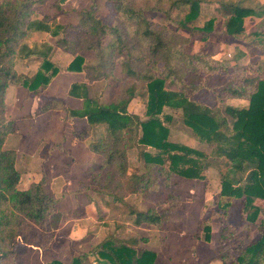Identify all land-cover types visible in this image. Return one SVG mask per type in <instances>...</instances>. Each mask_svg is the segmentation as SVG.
Wrapping results in <instances>:
<instances>
[{
	"label": "trees",
	"instance_id": "obj_1",
	"mask_svg": "<svg viewBox=\"0 0 264 264\" xmlns=\"http://www.w3.org/2000/svg\"><path fill=\"white\" fill-rule=\"evenodd\" d=\"M45 0H0V264H12L19 243L26 247H48L54 239V230L47 225L57 208V198L44 189V180L33 182L28 188L18 187L21 172L16 166L17 153L14 149L5 148V141L12 131L11 122L7 119V103L5 94L9 84L22 83L30 92L39 93L51 78L57 68L43 54L42 69L33 76L20 75L14 68V57L20 42L31 31H45L57 38V44L74 52V41L67 34L71 25L53 24L49 16L33 18L37 6ZM61 2L65 0H59ZM119 4V13L130 21L135 33L140 39L149 42L153 56L150 70L138 72L140 79L146 81L147 101L145 118L129 111L128 105L135 96L134 87L127 89V95L109 103H100L91 97L86 83L73 82L69 94L81 98L83 106L80 109H69L72 116L84 117L91 125L103 124L105 135L98 139L93 149L104 156L103 164L113 167L121 176L128 174V158L125 140L130 134L137 133L138 144L145 150L143 156L147 171L152 167L156 170L168 163L169 171L187 178H203L202 170L206 154L186 144L170 140V128L162 118L166 107L180 109L184 122L191 127L202 141L217 145V153L230 162L229 170L221 177V197L244 198V207L249 221H256L260 215V207L255 204L256 198L264 199V76L248 75L246 66L235 64L225 67L206 52H188L182 44L174 45L167 40L163 30L147 17L144 6L134 7L129 0H110ZM203 0H173L172 8L187 6L188 10L182 16L173 18L171 10H164L170 20L179 27L189 28V24L200 16ZM227 16L222 30L215 24L216 18H211L201 27L202 39H208L211 33H226L233 38L245 42L248 49L264 51V22L256 29L248 31L245 19L258 14L252 7L241 5L238 1L221 2ZM80 19L74 27L86 31L92 38L86 45L97 57L95 64L85 63L81 54H76L69 63L68 69L86 71L89 79L102 76L103 69L113 61L112 55L124 56L123 67L130 70L135 59L133 49L129 48L126 34L118 25L107 24L92 8L82 9ZM63 33L62 36L60 34ZM110 40L105 43V38ZM21 44V50L25 49ZM29 48L28 55L38 53ZM183 62L185 67L194 72L222 71L229 79L226 84L215 88L214 94L218 101L225 102L228 98L247 99V106L227 104L224 111L217 105L209 106L197 101L193 95L200 88L179 78L177 62ZM264 68V67H263ZM52 69L51 74L46 71ZM159 69V70H158ZM170 83L177 88L169 87ZM170 120V115L165 114ZM155 165V166H153ZM247 172L246 176H238ZM151 172L143 174L139 180L147 184L152 181ZM146 176V177H145ZM113 177L110 180L113 182ZM116 184L112 192L114 200L122 201ZM229 202L219 203L221 205ZM135 215L134 224L143 222L161 224L168 216L167 210L148 208L147 210L131 209ZM50 225V224H49ZM259 235L241 248L236 257L229 250L222 252L225 264H264V215L258 222ZM206 237L210 238L211 228L205 226ZM224 228L223 231H225ZM233 236V230L227 229ZM226 236L223 234V239ZM139 239L131 237L124 241H116L113 237L102 240L94 249L99 260L106 264H155L158 253L156 250L143 248L139 251ZM87 254L73 256L70 263L55 259L48 264H86ZM230 259V261L228 260Z\"/></svg>",
	"mask_w": 264,
	"mask_h": 264
},
{
	"label": "rangeland",
	"instance_id": "obj_2",
	"mask_svg": "<svg viewBox=\"0 0 264 264\" xmlns=\"http://www.w3.org/2000/svg\"><path fill=\"white\" fill-rule=\"evenodd\" d=\"M172 1L129 0L134 7L144 6L146 8L147 17L156 24L157 29L163 30L166 39L172 44H182L188 52L200 51L213 55L225 67H232L237 63L242 64L246 66L250 76L263 74L264 69L261 61L253 62V51L247 48L244 41L233 38L224 32H214L208 39H202L201 32L196 29L203 26L209 19L216 18L215 24L219 30H222L227 14L221 2L229 0H203L200 16L189 24V28L179 27L173 19L170 20L167 17L164 10L172 9L170 15L173 18L182 16L188 10L187 6L172 8ZM231 1H238L242 5L253 8V0ZM90 8L100 15L107 24L115 23L124 30L128 46L133 49L135 54L129 71L123 67L124 56L119 54L112 55L113 62L104 68L102 76L96 79H89L86 71H73L67 68L76 54L83 55L87 64L97 62L95 52L86 47L92 36L82 28L74 27L80 19V11ZM118 9L119 4L110 0H65L63 2L45 0L37 6L33 18H42L44 15H48L49 21L53 24L71 25L67 34L73 38L75 48L74 52L62 48L57 44L58 37L45 31H31L23 38L14 57V68L18 74L33 76L42 69L44 56L41 53L44 52L47 53L53 66L57 68V72L39 93L30 92L22 83L16 82L8 85L5 94L6 116L11 122L12 131L7 138H18L30 131L31 117L39 114L40 111L52 108L56 115H64V112L67 115L70 114L69 104L63 96L66 95L68 85L83 74L72 76L69 73H84L91 84L92 95L103 104L125 97L127 89L134 87L135 96L128 105L129 111L145 118L147 86L146 81L139 78L138 72L150 70L153 56L149 49V42L140 39V36L135 33L132 23L123 18ZM245 23L249 30H253V17L246 18ZM62 35L63 33L60 34V36ZM110 38V35H107L105 43ZM21 44H25L24 50H21ZM29 48H34L39 52L28 55ZM177 63H179V78L188 84L192 82L200 88L193 95L197 101L209 106L217 105L223 111L227 104L248 105L247 99L240 98H228L225 102L218 101L213 89L226 84L229 76L225 72L196 73L190 69L191 67H185L183 62ZM257 63L258 65H256ZM51 71L52 69L47 70L46 74L50 75ZM10 85H12L11 88H9ZM168 86L177 88L178 85L168 81ZM47 88H50L52 93L46 91L44 93ZM20 104L24 107L29 105L20 112L18 107ZM165 114L170 115V120L165 119ZM162 118L170 128L171 141L189 145L206 154V158L203 159V178L180 176L169 171L168 163L163 167L157 166L156 170H152V167L147 171V164L143 156L145 149L138 144L139 135L137 133L130 134V139L123 143L126 146L128 158V174L126 176H121L111 166H104V156L98 153L97 164L95 163V167L90 172L82 174L79 170L68 172L65 180L74 184L71 188L76 190L72 191H68L66 188L63 190L59 185L58 191H54L56 182L61 177L56 174V171H47L40 164L32 165L24 153L17 156L16 166L21 172L18 187L25 189L33 182L43 179L44 189L48 194L57 198L58 203L47 225L54 230V239L49 246L44 248L26 247L19 243L15 255L10 259L12 264H48L55 260L53 256L60 255L65 249L67 250L64 255L67 258L65 263H70L74 255L85 253L87 254L84 260L86 264H92L94 261L106 264L99 260L94 252L96 246L108 237H113L120 242L134 237L131 234H138L139 251L143 248L157 250L156 264H212L218 255L222 252L225 253L226 250H229L230 255L236 257L241 249L239 247L245 246L253 240L254 236H258L259 226L257 229L256 224L253 225V221L250 222L247 219L244 198L221 197L220 202L218 200L221 177L229 170L230 162L226 157L217 153V145L202 141L196 132L184 122L180 109L166 107ZM92 127L94 137L91 139L90 146L93 148L98 139L105 135V128ZM100 134L102 136L98 137ZM12 143L13 141L10 145ZM49 145L51 148L57 147L64 152L67 150L63 142L50 143ZM4 146L9 148L8 145ZM148 172L152 173V181L147 184L145 181H140L139 178ZM246 174L247 172L239 173L238 176L245 177ZM111 177H113V182L110 180ZM117 182L122 185L120 190H117L122 195V201L114 200L112 196V192L116 190L113 187ZM70 192L86 194L88 203L87 201H85L86 205L73 201L65 203L63 199ZM226 201L229 202L227 205L219 204ZM255 202L264 215V199L256 198ZM148 208L167 210L168 216L161 224L143 222L140 227H137L133 222L135 215L131 213V209L145 211ZM71 225L77 239L65 237ZM206 225L211 228L209 239L206 237ZM226 226L227 229L233 230V236L230 238L227 237L230 231L225 229L222 232V228H226ZM223 234L226 237L223 241H219ZM74 240L80 241L74 243ZM54 243L59 246L58 253L45 254L44 251L49 250ZM40 251L44 253L41 254ZM228 260L230 261L229 258ZM230 264H236L235 260Z\"/></svg>",
	"mask_w": 264,
	"mask_h": 264
},
{
	"label": "crops",
	"instance_id": "obj_3",
	"mask_svg": "<svg viewBox=\"0 0 264 264\" xmlns=\"http://www.w3.org/2000/svg\"><path fill=\"white\" fill-rule=\"evenodd\" d=\"M241 4V3H240ZM242 5V4H241ZM245 6V5H243ZM249 7V6H247ZM252 7V6H251ZM253 10L258 12V14H254L253 16H249L247 18L253 17V31L256 30L263 22H264V0H253ZM246 29L247 24L245 23ZM241 41V40H240ZM255 60V61H254ZM261 61L262 68L264 67V51L253 49V62ZM258 65V63L256 64ZM264 69V68H263ZM73 75H80L79 78L73 80L67 87L66 95L63 96L64 99L69 104V107L72 109H80L83 106V100L81 98L74 97L69 94V89L73 82H83L87 84L88 91L91 97H94L91 93V84L85 77L84 73H69ZM264 76L263 74H261ZM12 85L9 86L11 88ZM47 93L50 92V88L45 89ZM54 95V94H53ZM95 98V97H94ZM29 104H27L28 106ZM26 107L24 105H19V111L25 110ZM35 110V109H34ZM32 120L30 122L31 130L24 133L22 136L18 138H7L5 145H8L9 148H14L17 153V156L22 153L26 154L28 157L29 163L40 164L43 165V169L47 171H56L59 176V180H57L56 185L54 187V191H58V185L61 186V189H68V191L76 190L72 189V183L67 182L65 178H67V174L70 171L79 170L82 173L90 172L93 167L97 164V160L99 159V154L95 151L91 146V139L94 137L93 125H91L88 120L84 117L71 116L70 114L64 115H56L55 111L51 108L49 110L40 111L39 114L31 117ZM95 127L105 126L103 124L94 125ZM102 136L101 134L98 136ZM13 143L10 145V143ZM63 142L64 146L67 150L62 151L57 147H50V143H59ZM9 143V144H8ZM55 146V145H53ZM96 163V164H95ZM65 173V174H64ZM65 175V176H64ZM68 183V185H67ZM87 195L80 192H70L63 199L65 203L67 202H81L86 205L88 203ZM87 201V203L85 202ZM256 203V202H255ZM115 204V203H114ZM93 205V204H90ZM89 205V206H90ZM88 206V205H87ZM263 214L260 212L259 218L256 221H253V225L258 229V222L261 219ZM78 218V217H77ZM81 219V218H78ZM134 222V221H133ZM251 222V221H250ZM136 225V224H135ZM142 225V224H141ZM141 225H136L140 227ZM72 227V225H71ZM69 228L70 230L67 232L65 237H72V239H77L74 235L73 227ZM224 228H222L223 232ZM221 232V233H222ZM132 236L138 238V234H131ZM257 236L253 237V240ZM223 235L220 237L219 241H223ZM80 240H74V243L79 242ZM57 243V242H56ZM54 245L47 251H44L45 254H53L54 252L59 251V246ZM37 249L38 248H33ZM155 250V249H154ZM220 250V249H219ZM157 251V250H156ZM41 254L44 253L40 251ZM67 250H63L60 255L53 256L59 258L60 260L67 262L66 254ZM157 262L155 261V264ZM91 264V263H89ZM92 264H102L97 261H94ZM212 264H225L221 254L218 255L216 261Z\"/></svg>",
	"mask_w": 264,
	"mask_h": 264
}]
</instances>
